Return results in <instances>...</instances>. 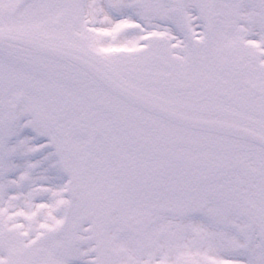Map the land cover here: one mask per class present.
<instances>
[{
  "label": "snow or ice",
  "instance_id": "1",
  "mask_svg": "<svg viewBox=\"0 0 264 264\" xmlns=\"http://www.w3.org/2000/svg\"><path fill=\"white\" fill-rule=\"evenodd\" d=\"M0 264H264V0H0Z\"/></svg>",
  "mask_w": 264,
  "mask_h": 264
}]
</instances>
